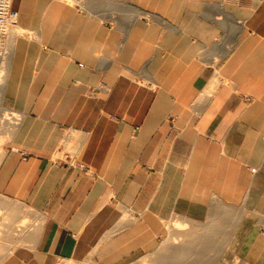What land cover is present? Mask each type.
I'll list each match as a JSON object with an SVG mask.
<instances>
[{
	"label": "crops",
	"instance_id": "1",
	"mask_svg": "<svg viewBox=\"0 0 264 264\" xmlns=\"http://www.w3.org/2000/svg\"><path fill=\"white\" fill-rule=\"evenodd\" d=\"M12 6L24 31L5 101L24 119L0 194L41 222L14 245L0 219V264H126L159 248L175 214L212 220L223 198L248 208L264 175V0ZM65 136L72 164L55 158ZM252 206L234 249L264 264V189Z\"/></svg>",
	"mask_w": 264,
	"mask_h": 264
},
{
	"label": "rangeland",
	"instance_id": "2",
	"mask_svg": "<svg viewBox=\"0 0 264 264\" xmlns=\"http://www.w3.org/2000/svg\"><path fill=\"white\" fill-rule=\"evenodd\" d=\"M66 1L72 5L84 7L87 0ZM20 27L17 14L15 23L4 25L5 34L0 41V158L8 149L15 148V133L24 119V114L21 111L8 105L5 101L8 67L15 35L24 31ZM29 33L33 34L32 31ZM212 88L213 85H210L206 92L209 93ZM247 99L250 101L252 97ZM75 152L76 146L69 144L67 136H65V139L61 142V148L55 154V158H59L67 164H72L76 162ZM238 177L239 181L245 179L240 174ZM254 178L251 183V186H253L251 196L246 197L248 198V208L244 210L240 206L235 207L227 204L225 203L226 198H223L221 217L198 221L191 217L175 214L162 224L165 233L161 236L159 248L153 252L135 256L128 260L126 264H243L241 256L235 253L234 248L238 237H234V235L235 231H242V224L239 222L242 216L250 214L249 219H251L256 218L261 213L252 205L257 203V196L264 189V175H255ZM237 194L239 195V192ZM0 209H2L0 219L9 223L13 221V227L15 228L21 226L22 223L25 224L28 228L24 233L30 227V230L36 231L40 225L41 216L38 212L1 194ZM192 209L196 213L201 211L203 214L208 213L207 209L200 211L198 208ZM1 227L0 223V235ZM260 231L264 234V226L260 228ZM13 232L15 234V231ZM21 237L17 238L15 234L14 245L22 243ZM60 264L75 263L64 261Z\"/></svg>",
	"mask_w": 264,
	"mask_h": 264
},
{
	"label": "built area",
	"instance_id": "3",
	"mask_svg": "<svg viewBox=\"0 0 264 264\" xmlns=\"http://www.w3.org/2000/svg\"><path fill=\"white\" fill-rule=\"evenodd\" d=\"M17 12L12 8L11 0H0V41L5 34L4 25L15 23Z\"/></svg>",
	"mask_w": 264,
	"mask_h": 264
},
{
	"label": "bare ground",
	"instance_id": "4",
	"mask_svg": "<svg viewBox=\"0 0 264 264\" xmlns=\"http://www.w3.org/2000/svg\"><path fill=\"white\" fill-rule=\"evenodd\" d=\"M2 211V209H0V212ZM15 211V210H14ZM13 211V212H14ZM2 213V212H1ZM13 223V222H12ZM15 227H13L14 229ZM26 228H28L25 224H21V226H19L18 228H15L13 231H15V234L17 236V238H20L22 233H24V231L26 230Z\"/></svg>",
	"mask_w": 264,
	"mask_h": 264
}]
</instances>
